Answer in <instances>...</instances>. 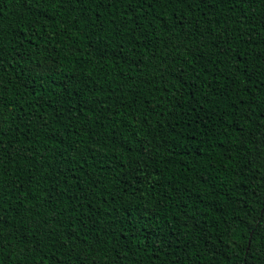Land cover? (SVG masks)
Instances as JSON below:
<instances>
[{
	"label": "trees",
	"instance_id": "obj_1",
	"mask_svg": "<svg viewBox=\"0 0 264 264\" xmlns=\"http://www.w3.org/2000/svg\"><path fill=\"white\" fill-rule=\"evenodd\" d=\"M0 264H264V0H0Z\"/></svg>",
	"mask_w": 264,
	"mask_h": 264
}]
</instances>
